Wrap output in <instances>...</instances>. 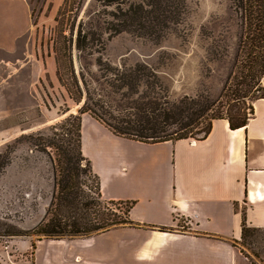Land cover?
Segmentation results:
<instances>
[{
    "label": "rangeland",
    "instance_id": "rangeland-1",
    "mask_svg": "<svg viewBox=\"0 0 264 264\" xmlns=\"http://www.w3.org/2000/svg\"><path fill=\"white\" fill-rule=\"evenodd\" d=\"M10 1L0 0V153L11 149L10 162L0 175V264H33V244L39 234L37 229L28 230L45 221L58 191L52 162L57 181L65 156L75 157L79 151L80 104L69 68V34L74 25L82 22L83 27L91 25L103 32L102 59L108 65L151 66L171 100L204 90L210 101L219 98L206 118L249 117L254 98L264 92V76L257 72L264 43L245 38L237 52L241 27L229 0H186L188 12L182 24L158 42L128 33L108 39L103 30L108 9L98 0H22L24 5L19 1L14 7ZM18 31L22 33L15 36ZM211 39L222 41L217 43L221 50L210 52ZM230 41L232 46L226 49ZM72 58L78 72L75 52ZM94 58L80 57L90 90L120 110L129 101L111 92ZM251 73L255 75L250 82ZM76 179L83 189L91 183L83 173ZM102 204L105 212L127 217L125 205ZM234 245L248 264H264V228H249Z\"/></svg>",
    "mask_w": 264,
    "mask_h": 264
},
{
    "label": "crops",
    "instance_id": "crops-1",
    "mask_svg": "<svg viewBox=\"0 0 264 264\" xmlns=\"http://www.w3.org/2000/svg\"><path fill=\"white\" fill-rule=\"evenodd\" d=\"M80 148L102 199L131 203L132 223L37 237L33 264H248L234 243L242 222L264 228V98L242 127L217 117L203 137L156 142L114 135L84 113Z\"/></svg>",
    "mask_w": 264,
    "mask_h": 264
},
{
    "label": "trees",
    "instance_id": "trees-1",
    "mask_svg": "<svg viewBox=\"0 0 264 264\" xmlns=\"http://www.w3.org/2000/svg\"><path fill=\"white\" fill-rule=\"evenodd\" d=\"M239 5L242 10L243 32L240 40V51L245 44L244 39L262 41L264 43V0H239ZM244 30L247 34L244 36ZM71 33L70 40H71ZM260 46L264 47L263 44ZM258 74L264 76V52L258 56ZM70 73L73 75L72 65L70 63ZM250 82L254 78V74H248ZM258 76V75H257ZM74 78V75H73ZM264 91V89H263ZM79 96L77 101H79ZM264 98V92L254 98ZM219 99V98H218ZM218 99L210 101L204 105L200 99H183L180 105L174 108L163 109L161 106H155L150 119L144 120L145 111H138L137 117L139 120L133 125L116 126L97 115L90 109H83L82 113H88L93 118L102 122L113 133L119 136L137 139L145 142H156L184 137H203L208 133L211 120L217 117H225L228 120L229 127L234 129L242 127L246 124L248 116H211L206 118L208 111L218 103ZM252 106L250 107V114ZM77 133L76 141L78 142L79 151L77 156L67 154L64 158V164L61 167L60 177L56 181V170L52 162V168L55 176V185L58 187L56 197L52 196L49 207L46 210L47 218L43 223L29 232L39 234L46 239H73L81 237H89L94 234L105 232L111 228L130 224L129 210L131 203L124 201H106L102 199L100 194V186L98 177L91 170L89 161L82 155L80 148V115H76ZM206 121L205 126H203ZM199 125H202L199 127ZM192 128V130L190 129ZM189 129V131H187ZM11 149L0 153V175L3 169L10 162ZM85 166H81V162ZM85 174L88 182V187L82 188V183L78 182L76 177L80 174ZM55 199L54 211H51ZM102 201L113 204L114 206L125 205V218H118L114 213H107L102 210ZM112 216V218L110 217ZM249 227L245 222L241 223V238L244 237ZM34 246V244H33Z\"/></svg>",
    "mask_w": 264,
    "mask_h": 264
},
{
    "label": "flooded vegetation",
    "instance_id": "flooded-vegetation-1",
    "mask_svg": "<svg viewBox=\"0 0 264 264\" xmlns=\"http://www.w3.org/2000/svg\"><path fill=\"white\" fill-rule=\"evenodd\" d=\"M107 8V21L104 33L108 39L120 34L128 33L137 38L158 42L167 34L178 28L187 15L186 0H98ZM230 9L236 15L243 31L242 10L239 0H229ZM223 29H227L224 27ZM210 52L221 50L217 43L222 41L211 39ZM240 40L237 52H240ZM70 63L73 69L75 92L79 98L78 115L83 109H90L106 121L116 126H127L137 123V112L145 111L144 120L150 119L155 106L163 109L174 108L180 105L183 99H202L203 104H209L210 95L206 90L194 97L182 96L179 100L170 99L168 88L161 82L156 71L146 63H134L132 65L110 66L102 59L104 50L103 32L94 29L91 25L83 27L82 22L72 30ZM208 45V46H209ZM232 43L225 44V48H231ZM207 55L210 54L207 51ZM227 51V50H226ZM79 61L78 72L75 69L72 54ZM95 55L94 65L103 75L106 84L112 93H118L129 101L123 108L113 109L109 103L102 99L101 94L91 92L90 85L84 76L85 65L80 61L82 55ZM78 73V74H77ZM81 76V81L79 77ZM94 94L96 96H94ZM98 96V97H97Z\"/></svg>",
    "mask_w": 264,
    "mask_h": 264
},
{
    "label": "water",
    "instance_id": "water-1",
    "mask_svg": "<svg viewBox=\"0 0 264 264\" xmlns=\"http://www.w3.org/2000/svg\"><path fill=\"white\" fill-rule=\"evenodd\" d=\"M52 199V198H51ZM51 201V200H50ZM50 204V203H49ZM49 207V206H48Z\"/></svg>",
    "mask_w": 264,
    "mask_h": 264
}]
</instances>
